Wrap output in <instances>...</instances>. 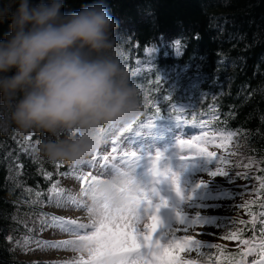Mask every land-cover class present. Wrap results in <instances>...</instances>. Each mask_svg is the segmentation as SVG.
<instances>
[{"label":"trees","instance_id":"trees-1","mask_svg":"<svg viewBox=\"0 0 264 264\" xmlns=\"http://www.w3.org/2000/svg\"><path fill=\"white\" fill-rule=\"evenodd\" d=\"M94 2L65 0L62 11H78ZM104 3L121 27L114 36L133 74L132 82L144 95L143 110L135 123L152 116H178L229 134L232 149L236 139L257 162L259 180L248 189L255 197L245 204L232 203L236 218L229 216L225 224H242L236 232L238 240L258 244L259 254L260 241L264 242V0ZM7 31V22L0 25V36ZM175 42L181 46L178 56ZM150 47L159 53L147 55ZM15 137L20 143L10 144ZM35 139L13 130L0 132V264H27L20 261L15 242L25 240L36 224L53 219L43 178L53 181L58 172L69 169L35 157L31 151ZM239 173L234 168L229 181L239 179ZM251 215L255 222L245 221ZM229 231L220 240L234 247L235 239L226 238ZM221 246L226 261L246 262L237 246Z\"/></svg>","mask_w":264,"mask_h":264},{"label":"clouds","instance_id":"clouds-1","mask_svg":"<svg viewBox=\"0 0 264 264\" xmlns=\"http://www.w3.org/2000/svg\"><path fill=\"white\" fill-rule=\"evenodd\" d=\"M65 0H0V132L36 139L32 154L80 167L109 130L136 121L142 88L132 82L104 0L64 13ZM91 209L114 208L143 193L134 175L99 177L87 187Z\"/></svg>","mask_w":264,"mask_h":264},{"label":"rangeland","instance_id":"rangeland-1","mask_svg":"<svg viewBox=\"0 0 264 264\" xmlns=\"http://www.w3.org/2000/svg\"><path fill=\"white\" fill-rule=\"evenodd\" d=\"M173 49L174 54H181L178 42L174 43ZM148 51L150 54L159 53L155 47L148 48ZM123 128L106 133V151L109 139L119 137L121 140L124 137L122 144L115 145V151L112 149L108 157V164L114 163V167H104L96 153L84 165L70 167L71 170L84 171L79 179L72 174H64L54 182L51 192L49 191L47 207L55 218L61 219H45L40 225L34 226L25 240L15 242L14 248L23 262L93 264L98 258L99 249L91 239L81 240V237L93 236L99 227L100 216L105 212L112 215L128 214L138 206H141L140 218L127 223L120 221L116 230L135 229L141 236L149 235L150 240L164 244L169 257L180 264H224L221 245L241 249L246 260L242 264H260L264 261V258L257 257L258 244L253 241L248 240L246 245L243 240L235 239L236 246L232 247L227 242L222 244L220 240L226 229L230 230V235L240 232L243 227L242 224H225L229 216L236 218L232 203L245 204L255 197L248 189L259 180L257 162L255 164L247 156L243 143L241 145L235 139L234 151V141L229 134L205 133L200 128L193 131L177 128L174 132L168 130L163 135L136 146L130 142L132 128L126 132L122 131ZM157 153L161 157L159 160L156 159ZM208 153H212L211 158ZM118 157H121L120 160ZM233 167L240 173L239 179L231 183L229 178ZM217 168L226 171V174L213 175ZM88 173L95 177L94 180L105 176L134 175L143 195L120 208L104 204L91 209L88 198L84 196L92 182ZM151 176H157L156 180L150 179ZM84 177L88 178L87 181ZM153 187L158 189V193L153 191ZM165 192L169 194L170 202ZM69 197H75L76 202H71ZM153 216L160 220L155 233L151 232ZM180 216L184 217L185 225L178 222ZM69 221L73 223H68ZM245 221L255 222V219L251 215ZM61 224L75 231H65L59 226ZM64 241L73 243L66 247H51ZM192 241L197 243L192 244ZM262 244L264 242L260 241L259 245ZM120 255L128 264H143V258L138 252H123Z\"/></svg>","mask_w":264,"mask_h":264},{"label":"snow or ice","instance_id":"snow-or-ice-1","mask_svg":"<svg viewBox=\"0 0 264 264\" xmlns=\"http://www.w3.org/2000/svg\"><path fill=\"white\" fill-rule=\"evenodd\" d=\"M251 95V94H249ZM159 111V110H158ZM132 127V123L125 126L122 131H129ZM181 143H184L181 141ZM115 151V148H113ZM135 155V153H133ZM211 158L212 153L207 154ZM160 154L157 153L156 159L159 160ZM106 160L107 157H102ZM211 160V159H210ZM114 167V166H113ZM226 174V171L217 168L213 175H223ZM91 176V173L88 174ZM247 179V177H244ZM87 181V177H84ZM95 177H91L93 181ZM179 194V191L177 192ZM70 201L75 203V197H69ZM141 214V206H138L134 211H130L128 214L112 215L111 213L105 212L100 216L99 227L93 233L91 238L82 236L81 240L91 239L92 243L98 247V258L93 262V264H128V261L123 258L120 254L123 252H138L143 258V264H180L179 261H176L174 258H170L168 255V250L165 248L164 244L158 243L156 240H150L149 235L141 236L135 229L119 231L116 230V225L120 221L127 223L129 220H138ZM54 220H60L61 218H53ZM153 223L151 225V232L155 233L157 231L158 225H160V220L156 217H152ZM178 222L185 225V220L183 216L179 217ZM73 223V222H68ZM65 231H75V229L66 228L63 224L59 225ZM83 227V226H79ZM226 238L228 239H240L239 234L232 233ZM73 243L72 241H64L57 244L51 245V247L60 248L66 247L67 245ZM165 244L167 241L164 242ZM175 243V241H173ZM192 244L197 242L192 241ZM244 244H248V240H243ZM147 249L145 252H140V249ZM261 248H264V244L261 245ZM233 264L235 262L233 261ZM260 264H264V261H261Z\"/></svg>","mask_w":264,"mask_h":264},{"label":"bare ground","instance_id":"bare-ground-1","mask_svg":"<svg viewBox=\"0 0 264 264\" xmlns=\"http://www.w3.org/2000/svg\"><path fill=\"white\" fill-rule=\"evenodd\" d=\"M120 26H118V28H117V30H120ZM19 138L18 137H15V138H13V139H10V144H17V143H20V140H18ZM108 148L109 149H113V145L111 144V145H108ZM154 180H156V178L155 177H157V176H151ZM43 186L48 190V191H50L51 192V190H52V187H53V185H54V182L52 181V180H50V179H46V178H43ZM165 195H167V192H165ZM169 195V194H168ZM167 195V196H168ZM18 257H19V259H20V261H22L23 262V259L18 255Z\"/></svg>","mask_w":264,"mask_h":264}]
</instances>
